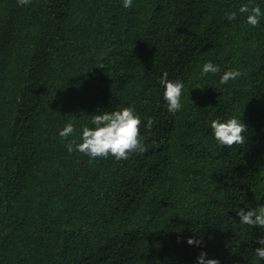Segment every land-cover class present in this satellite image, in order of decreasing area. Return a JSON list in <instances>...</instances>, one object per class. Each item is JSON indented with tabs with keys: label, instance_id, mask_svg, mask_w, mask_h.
<instances>
[{
	"label": "trees",
	"instance_id": "1",
	"mask_svg": "<svg viewBox=\"0 0 264 264\" xmlns=\"http://www.w3.org/2000/svg\"><path fill=\"white\" fill-rule=\"evenodd\" d=\"M241 4L264 10V0H0V264H195L201 251L247 264L264 235L236 215L264 206V18L229 21ZM206 61L220 72L201 76ZM234 68L242 75L219 84ZM163 73L184 83L176 113ZM128 106L147 151L66 150L91 114ZM231 116L246 142L220 146L210 121ZM66 122L76 131L65 139Z\"/></svg>",
	"mask_w": 264,
	"mask_h": 264
},
{
	"label": "clouds",
	"instance_id": "2",
	"mask_svg": "<svg viewBox=\"0 0 264 264\" xmlns=\"http://www.w3.org/2000/svg\"><path fill=\"white\" fill-rule=\"evenodd\" d=\"M31 0H17L18 6H26ZM133 0H121V6L125 9L132 7ZM237 13L246 14V24L257 27L261 19L264 18V10L259 6L241 4L236 11L227 12L226 18L231 21L236 19ZM220 72V67L211 61H206L200 68L201 76L207 77L208 74ZM242 75L238 68L225 70L219 77V84L225 85L230 80H236ZM162 85V98L166 103L169 113H176L183 107L181 95L184 89V83L181 80H170L168 74L163 73L160 76ZM141 118L131 106L122 107L118 110L99 111L90 115L89 125H81L79 142L72 140L65 147L68 152L74 150L88 156L90 159L108 158L111 156L115 160L127 159L132 152L144 153L147 146L140 134ZM152 125L151 119L146 122V127ZM210 129L213 139L220 146L232 147L246 142L247 137L244 133L248 130L247 126L239 118L231 116L226 119H214L210 121ZM76 131L73 122H66L58 130L61 138H68ZM239 217V224L246 225L249 228L256 226L264 232V206H257L256 209L243 207L236 212ZM188 245L199 246L200 241L187 238ZM240 241H234L232 252H236ZM256 243L260 245L251 253V258L245 256L247 264H264V235H261ZM195 264H220L216 258H209L207 253L201 251L195 258Z\"/></svg>",
	"mask_w": 264,
	"mask_h": 264
}]
</instances>
